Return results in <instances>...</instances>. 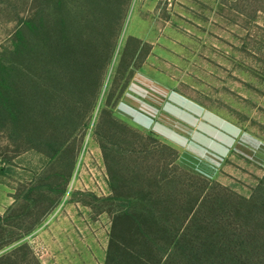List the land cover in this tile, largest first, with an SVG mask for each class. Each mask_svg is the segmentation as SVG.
<instances>
[{"label": "rangeland", "instance_id": "1", "mask_svg": "<svg viewBox=\"0 0 264 264\" xmlns=\"http://www.w3.org/2000/svg\"><path fill=\"white\" fill-rule=\"evenodd\" d=\"M0 88V264H264V0H0Z\"/></svg>", "mask_w": 264, "mask_h": 264}, {"label": "trees", "instance_id": "2", "mask_svg": "<svg viewBox=\"0 0 264 264\" xmlns=\"http://www.w3.org/2000/svg\"><path fill=\"white\" fill-rule=\"evenodd\" d=\"M48 1V0H47ZM50 1V0H49ZM48 13V11L46 12ZM45 15V14H44ZM54 17L56 18V15L54 14ZM41 19L38 17V13L34 14L33 16H30L26 19V26L23 29H19L15 33L14 41H13V53L14 54H20L24 50H27L28 53L31 54V56L34 58V56L38 53V46L42 47V49L46 50V52L49 50V31L43 24L40 23ZM56 21V19H55ZM56 25V24H55ZM31 31V34L33 32L36 33V38L29 42L27 40V30ZM60 33L56 36L57 39H64V36L67 34L66 30H64L63 26ZM34 35V34H33ZM36 39H38V42L36 43ZM59 39V40H60ZM35 52V53H34ZM34 55V56H33ZM32 63V61H31ZM0 104H7V107L10 108L11 101L9 97H6L4 93L2 92L0 88ZM12 108V107H11ZM10 108V109H11ZM264 201V197H263ZM2 217L0 216V219ZM136 227L140 230V232H143V241H141L142 245L146 247V244L149 243V246L147 247V250H151L150 244L152 245V239L149 241L146 237L145 232H147V236L150 234V232L146 231L149 229V226L145 223L143 220L135 219ZM173 239L170 240V250L172 252L176 251H182V249L185 251L187 243L184 242V232L182 233H175L173 234ZM251 235L246 233L242 230H235V232H229L225 235H222L221 239H219L218 245L215 247L214 244L211 242H205V240L201 239V263L207 264V261H209L210 264H215L217 257H222V262H227L228 260L233 262L236 261L238 263L242 264H253V262H249L248 257H243L239 252H236L234 250L240 249V247H246L248 246V243L250 242ZM19 239V236L14 238V240ZM210 245V246H209ZM111 249V248H110ZM111 251V250H110ZM212 257V258H210Z\"/></svg>", "mask_w": 264, "mask_h": 264}]
</instances>
